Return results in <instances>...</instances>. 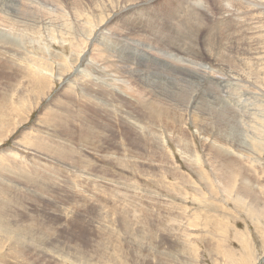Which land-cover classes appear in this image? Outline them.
Wrapping results in <instances>:
<instances>
[{
  "label": "rangeland",
  "instance_id": "1",
  "mask_svg": "<svg viewBox=\"0 0 264 264\" xmlns=\"http://www.w3.org/2000/svg\"><path fill=\"white\" fill-rule=\"evenodd\" d=\"M0 264H264V0H0Z\"/></svg>",
  "mask_w": 264,
  "mask_h": 264
},
{
  "label": "bare ground",
  "instance_id": "2",
  "mask_svg": "<svg viewBox=\"0 0 264 264\" xmlns=\"http://www.w3.org/2000/svg\"><path fill=\"white\" fill-rule=\"evenodd\" d=\"M27 1H28V0H27ZM109 1H110V0H109ZM131 1H132V0H131ZM224 1H225V0H224ZM129 2H130V1H129ZM134 2H135V1H134ZM80 4H81V3H80ZM95 4H96V3H95ZM140 5H141V4H140ZM235 5H237V4H235ZM10 7H11V6H10ZM136 7H137V5H136ZM140 7H141V6H140ZM140 7H139V8H140ZM230 7H231V6H230ZM78 8H79V7H78ZM133 8H135V7H133ZM11 9H12V8H11ZM22 9H23V8H22ZM88 10H89V9H88ZM235 10H236V9H235ZM258 11H259V10H258ZM38 13H39V12H38ZM241 13H242V12H241ZM16 18H17V16H16ZM212 18H213V17H212ZM17 19H18V18H17ZM17 19H16V20H17ZM22 19H23V18H22ZM257 19H258V18H257ZM20 21H21V20H20ZM20 21H19V23H20ZM19 23H18V24H19ZM248 23H249V22H248ZM248 23H247V24H248ZM14 25H15V23H14ZM17 27H18V26H17ZM248 27H249V24H248ZM248 27H247V28H248ZM245 28H246V27H245ZM251 28H252V27H251ZM252 29H253V28H252ZM252 29H250V30H252ZM250 30H249V31H250ZM74 31H75V30H74ZM189 32H190V31H189ZM243 32H244V31H243ZM250 33H251V32H250ZM252 33H253V32H252ZM1 34H2V33H1ZM249 35H250V34H249ZM246 37H247V36H246ZM246 37H245V38H246ZM219 38H220V37H219ZM250 38H252V37L250 36ZM249 40H251V39H249ZM249 42H250V41H249ZM251 45H252V44H251ZM190 47H191V46H190ZM2 51H3V50H2ZM16 58H17V57H16ZM101 67H102V66H101ZM9 68H10V67H9ZM169 73H170V72H169ZM148 76H149V75H148ZM166 76H167V75H166ZM171 76H172V75H171ZM172 77H173V76H172ZM168 79H169V78H168ZM175 79H176V78H175ZM169 81H171V80H169ZM169 81H168V82H169ZM173 81H174V80H173ZM175 82H176V81H175ZM218 82H219L221 85L225 83V81H223V80H222V81L220 80V81H218ZM170 83H171V82H170ZM176 83H177V82H176ZM227 83H228V82H227ZM174 84H175V83H174ZM188 85H189V84H188ZM169 86H170V85H169ZM171 86H172V84H171ZM175 86H176V85H175ZM179 86H180V84H179ZM159 87H160V86H159ZM186 88H187V87H186ZM86 89H87V88H86ZM177 89L180 91V93H181V92H183V93L185 92V90H184L183 87H175V88H171V90L175 92L174 95H173V97H174L175 95L178 94V93L176 92ZM162 92H163V90H162ZM194 92H196V91H194ZM157 93H158V91H157ZM185 93H186V92H185ZM187 93H188V91H187ZM187 93H186V94H187ZM189 93H190V92H189ZM189 93H188V94H189ZM196 94H197V93H196ZM160 95H161V94H160ZM194 95H195V93H194ZM206 95H208V94H206ZM167 96H168V94H167ZM185 96H186V95H185ZM197 96H198V94H197ZM189 97H190V96H189ZM194 97H196V96H194ZM208 97H209V96H208ZM196 98H197V97H196ZM200 98H202V97H200ZM200 98H199V99H195L194 101H196V100H200ZM190 99H191V98H190ZM188 101H189V100H188ZM203 101H204V100H203ZM215 101H216V100H215ZM215 101H214V102H215ZM176 102H177V101H176ZM185 102H186V101H185ZM201 102H202V101H201ZM216 102H218V101H216ZM174 103H175V102H174ZM199 103H200V102H199ZM202 103H203V102H202ZM211 103H212V102H211ZM195 104H196V102H195ZM204 105H205V104H204ZM204 105L202 104V106H204ZM210 105H211V104H210ZM212 105H213V104H212ZM46 107H47V106H46ZM208 107H209V104H208ZM151 108H152V107H151ZM196 108H197V107H196ZM192 109H194V108H192ZM205 109H206V108H205ZM207 110H208V108H207ZM153 111H154V110H153ZM204 111H205V110H204ZM147 112H149V110H147ZM155 112H156V110H155ZM155 112H152V113L149 112V113H150V115H151V114L153 115ZM157 114H159V113L157 112ZM154 115H155V114H154ZM154 115H153V116H154ZM161 115H162V113H161ZM151 117H152V116H151ZM157 117H158V116H157ZM155 118H156V116L154 117V119H155ZM102 132H103V131H102ZM217 134H218V133H217ZM98 150H99V149H98ZM20 171H21V170H20ZM19 182H20V181H19ZM61 184H62V183H61ZM40 186H41V185H40ZM246 192H247V191H246ZM240 193H241V192H240ZM243 193H244V192H243ZM241 194H242V193H241ZM247 194H248V193H247ZM249 197H250V196H249ZM237 198H238V197H237ZM238 200H239V199H238ZM238 200H237V201H238ZM255 203H256V202H255ZM94 257H95V256H94Z\"/></svg>",
  "mask_w": 264,
  "mask_h": 264
}]
</instances>
